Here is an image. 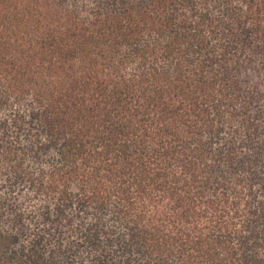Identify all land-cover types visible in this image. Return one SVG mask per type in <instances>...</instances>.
Listing matches in <instances>:
<instances>
[{"label": "trees", "instance_id": "obj_1", "mask_svg": "<svg viewBox=\"0 0 264 264\" xmlns=\"http://www.w3.org/2000/svg\"><path fill=\"white\" fill-rule=\"evenodd\" d=\"M0 264H264V0H0Z\"/></svg>", "mask_w": 264, "mask_h": 264}]
</instances>
